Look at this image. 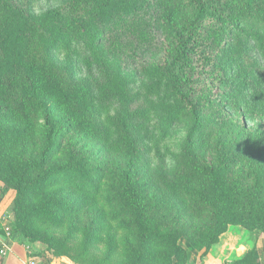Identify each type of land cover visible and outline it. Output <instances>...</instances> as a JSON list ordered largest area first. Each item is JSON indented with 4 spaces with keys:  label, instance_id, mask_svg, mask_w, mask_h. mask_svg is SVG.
<instances>
[{
    "label": "trees",
    "instance_id": "1",
    "mask_svg": "<svg viewBox=\"0 0 264 264\" xmlns=\"http://www.w3.org/2000/svg\"><path fill=\"white\" fill-rule=\"evenodd\" d=\"M151 2L170 90L144 100L121 77L103 103L54 62L37 18L0 0V197L15 191L12 239L78 264H188L231 227L264 234V0H67L57 29L100 34ZM175 119L182 165L162 179L152 158ZM231 264H258L256 245Z\"/></svg>",
    "mask_w": 264,
    "mask_h": 264
},
{
    "label": "rangeland",
    "instance_id": "2",
    "mask_svg": "<svg viewBox=\"0 0 264 264\" xmlns=\"http://www.w3.org/2000/svg\"><path fill=\"white\" fill-rule=\"evenodd\" d=\"M16 1L24 5L29 13L39 21L47 43L46 48L54 62L59 67L68 70L75 80L90 86L94 94L101 95L103 103H106L112 90H120L121 77L131 80L132 88L139 91L144 100L153 98L149 94L151 88L161 92L162 95L168 94L170 89L167 78L157 67L158 62L156 61L160 56L161 33L156 25H148L156 23L155 17L158 16L156 2H151L145 7L139 18L124 17L121 22L119 19L114 20L111 30L107 28L100 30V34L92 31L90 35H76L57 29L59 21L57 10L67 0ZM104 34L107 41L104 39L100 49L95 46L94 37ZM108 103L111 104V112H115L119 102L111 99ZM139 121L142 122V119L139 118ZM170 125L169 135L165 141L168 150L163 148V157H161L162 154L155 153L153 156L155 159L152 158L151 164L152 174L157 177L161 176L162 179L172 177L182 165V159L177 158L176 154L180 151L181 140L185 133V122L175 119ZM3 185L0 182V196ZM234 229L251 243H254L260 235L258 232H247L240 226H234ZM181 243L185 248L190 246L185 240ZM28 245L46 261L61 258L73 261L67 255H56L45 242L33 240L28 242ZM194 254L200 255L201 253L191 250V257Z\"/></svg>",
    "mask_w": 264,
    "mask_h": 264
},
{
    "label": "crops",
    "instance_id": "3",
    "mask_svg": "<svg viewBox=\"0 0 264 264\" xmlns=\"http://www.w3.org/2000/svg\"><path fill=\"white\" fill-rule=\"evenodd\" d=\"M15 193L13 190L0 198V239H5L10 245V250L4 256L0 255V264H30V260L36 264H76L67 258L46 261L35 253L28 244L20 243L14 239H8L4 233L6 224L12 226L11 205ZM1 244V242H0ZM256 245V258L258 264H264V234H260L251 243L245 236L231 227L220 236V240L208 252L206 256L192 255L188 264H231L234 260L244 256Z\"/></svg>",
    "mask_w": 264,
    "mask_h": 264
},
{
    "label": "built area",
    "instance_id": "4",
    "mask_svg": "<svg viewBox=\"0 0 264 264\" xmlns=\"http://www.w3.org/2000/svg\"><path fill=\"white\" fill-rule=\"evenodd\" d=\"M11 226L6 224L4 226V233H5V236L8 238V239H11L12 238V234H11ZM0 255L4 256L8 253V251L10 250V245L8 243V241H6L5 239H0ZM30 264H36V261L31 259L30 261Z\"/></svg>",
    "mask_w": 264,
    "mask_h": 264
}]
</instances>
